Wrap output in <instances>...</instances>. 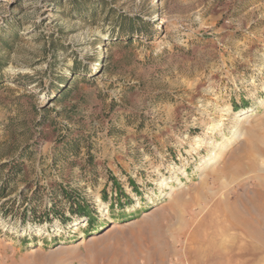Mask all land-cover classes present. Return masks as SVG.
<instances>
[{
    "label": "rangeland",
    "instance_id": "374dc122",
    "mask_svg": "<svg viewBox=\"0 0 264 264\" xmlns=\"http://www.w3.org/2000/svg\"><path fill=\"white\" fill-rule=\"evenodd\" d=\"M104 2L148 34L114 45L104 15L83 23L56 0H0V33L22 25L0 72V186L24 165L0 203V264H116L118 245L138 264H264V237L224 211L264 193V155L253 169L244 159L264 150V0ZM59 186L93 226L54 198ZM258 199L242 212L264 234Z\"/></svg>",
    "mask_w": 264,
    "mask_h": 264
},
{
    "label": "trees",
    "instance_id": "16d2710c",
    "mask_svg": "<svg viewBox=\"0 0 264 264\" xmlns=\"http://www.w3.org/2000/svg\"><path fill=\"white\" fill-rule=\"evenodd\" d=\"M17 5L18 2L14 3V6ZM56 5L63 10V12H59L60 16L74 21H81L83 23L97 24L99 22L100 16L104 15V22L112 25L113 29L111 31L110 38L114 45H118L120 42L132 44L135 38H141L149 32V30L147 29V22L138 19L137 17L117 12L111 6H107L104 0H56ZM21 26L22 25L20 24V22L16 21L10 24L7 30H3L0 33V47L1 51L3 52V55H0V72H2L3 68L6 66V58L13 52L14 43L19 39L20 33L22 31L20 29ZM48 44L53 48V52H57L60 49L63 51H67V46L63 44L59 46L58 43H56L54 40H51V42H49ZM76 72H78L77 63H75L71 73L77 74ZM3 78L4 75L0 73L1 84ZM53 89H56L60 93H65V89H62V87L54 86ZM67 148L77 151V153L79 152V150H81L77 142L70 143ZM25 152L26 151H22L21 156H23ZM6 168H8V173L0 186V203L6 198L5 195L10 184L20 174L23 173L24 165L21 161L17 160ZM54 198L57 200H64L68 202V204L70 205V210L74 215L81 219L86 218L90 226H93L94 221L91 218L92 211H90V207L82 200L75 197V195L64 189V187L59 186L58 190H55ZM3 207H5L3 208L5 216L11 214L14 210V207H9L8 203H4ZM57 210L58 207L57 203L55 202L53 203L51 209L48 210L49 212H45L44 214L47 217L50 216L49 213L58 215ZM31 211H33L32 214L35 217L37 215V212H34L35 210L33 209H31ZM25 217H27V215H25ZM61 220L65 222L64 218H61Z\"/></svg>",
    "mask_w": 264,
    "mask_h": 264
},
{
    "label": "bare ground",
    "instance_id": "6f19581e",
    "mask_svg": "<svg viewBox=\"0 0 264 264\" xmlns=\"http://www.w3.org/2000/svg\"><path fill=\"white\" fill-rule=\"evenodd\" d=\"M246 114H247L246 111H242L239 113V116H244ZM255 152H258L264 155V150L258 148L257 146L256 147L250 146V148L248 149V151H246L244 155V159L248 161L249 168L251 169L255 168V164H256L255 158H254ZM230 169L231 167L227 166L225 168V172L227 171L229 174H232V173L234 174V173L242 172L243 170V168H241V165L238 166L236 170L230 171ZM225 207L227 208L226 215L230 217L235 227H238L244 230L247 236L249 235L248 236L249 238L253 237L252 239L258 242H260L263 239V235L261 234L260 230L254 225V223L248 218V216L240 210V207L235 201L227 200V204L225 205ZM111 229L114 230V228H111ZM121 247H122L121 245H118L117 248L114 249L115 251L114 250L112 251L111 258H113V260H116L115 261L116 264H138L137 259H136L138 256L137 251L133 249L130 252L125 253L121 251L122 249ZM144 264H152V263L150 262V259H149V260H146Z\"/></svg>",
    "mask_w": 264,
    "mask_h": 264
},
{
    "label": "crops",
    "instance_id": "0c3cea01",
    "mask_svg": "<svg viewBox=\"0 0 264 264\" xmlns=\"http://www.w3.org/2000/svg\"><path fill=\"white\" fill-rule=\"evenodd\" d=\"M256 196H258L257 194H256ZM253 197V198H249V199H247L246 201L244 200V199H239V198H236V200L237 201H239V207H240V210L241 211H249V207H251V203L253 202L252 200H254V199H258V197ZM262 199H263V201H264V193H262L261 194V197L258 199V200H260L259 202H261L262 203ZM229 201H230V199H229ZM231 201H233V200H231ZM242 201H244V202H242ZM227 204V203H226ZM226 208V207H225ZM224 208V211H227V208L225 209ZM259 229V228H258ZM260 230V232H261V234L263 235V237H264V234H263V231H261V229H259ZM249 236V235H248ZM253 238V237H252ZM261 242V241H260ZM262 243H264V242H262Z\"/></svg>",
    "mask_w": 264,
    "mask_h": 264
}]
</instances>
